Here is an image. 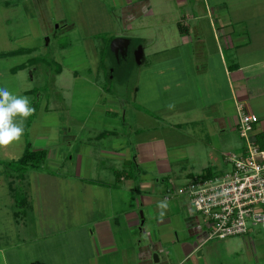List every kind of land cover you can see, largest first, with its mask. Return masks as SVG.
Returning <instances> with one entry per match:
<instances>
[{
	"label": "rangeland",
	"instance_id": "rangeland-1",
	"mask_svg": "<svg viewBox=\"0 0 264 264\" xmlns=\"http://www.w3.org/2000/svg\"><path fill=\"white\" fill-rule=\"evenodd\" d=\"M135 1L139 0H0V87L28 96L35 108L24 122L22 139L0 148V161H18L28 142L34 150L48 151V159L39 169L24 172L0 164V264H83L96 254L90 239L91 216H98L100 204L107 211L111 199L105 191L94 192L76 179L78 144L66 141L67 131L83 143L98 144L90 139L93 129L103 131L104 137L115 132L127 143L134 140L132 111L158 115L157 110L177 97L183 101L175 105L177 109L189 105L186 88L177 90L170 80H178L183 67L190 68V59L181 64L177 59L182 55L176 56L175 51L154 53L171 46L179 31L178 23L209 26L208 11L220 0H187L185 4L179 0H149L155 14L136 18L130 29L124 20V6ZM191 14L205 17L189 19ZM210 35L206 43L211 53L218 55ZM121 36L129 37L133 48H144L145 64L138 65L132 56L117 61L108 44ZM23 48L31 51L1 56ZM20 65L26 66L15 74L13 70ZM164 80L169 85L167 90L161 87ZM116 108L120 109L118 120L113 115ZM123 109L127 110L124 117ZM162 126L165 129L170 125L165 122ZM162 134L167 135L165 131ZM230 134L232 140L225 154L241 153L245 142L239 131ZM236 143L243 148L240 152L235 150ZM202 164L197 170H202ZM231 168L228 164L227 172ZM131 169L137 177V168L133 165ZM172 178L170 189L161 183L155 202L164 201L169 191L174 193L185 184L177 175ZM183 197L176 195L168 201V216L165 209L164 216H160L158 204L152 214L140 211L145 213L146 223L134 227L132 235L137 238L134 245L139 254L154 251L148 264H177V245L189 232L179 202L185 200ZM206 231L209 236L210 228ZM250 238L264 241V230L256 229L245 238H213L200 257L196 255L185 264H264V246L251 252L253 259L248 256L246 241ZM131 250L127 243L123 245L119 264L126 262L122 260ZM155 255L158 263L154 262Z\"/></svg>",
	"mask_w": 264,
	"mask_h": 264
},
{
	"label": "crops",
	"instance_id": "crops-1",
	"mask_svg": "<svg viewBox=\"0 0 264 264\" xmlns=\"http://www.w3.org/2000/svg\"><path fill=\"white\" fill-rule=\"evenodd\" d=\"M179 3L185 4L187 0H179ZM152 7L149 0L135 1L130 5L126 3V18H123L126 26L131 29L130 23L136 18L154 15ZM204 17L189 15V19ZM207 17L209 26L198 23L192 27L178 23L179 31L173 36L171 46L159 48V52L154 53L175 51L178 53L176 56L182 55L177 59L181 64L190 59V68L183 67L178 80H170L177 90L186 88L188 91L190 99L188 97L189 105L186 108L177 109L175 106L169 110L166 106L156 111L158 115L150 111H132L134 140L127 143L115 132L113 136L104 137V132L97 129H93L94 136L90 139L98 144L83 143L78 141L77 136H69L67 131L66 141H76L78 144L76 179L94 192L105 191L111 199L107 211L100 204L98 216L96 213L91 216L90 239L96 254L83 264H119L117 258L123 257L122 247L126 243L132 250L128 257L125 255L128 261L124 258L122 262H126L123 264H148L154 251L139 254L134 245L137 238L132 235L134 227H142L146 223V215L140 211L152 214L155 205L159 204L155 202L157 191L163 185L170 189L173 175L184 179V186L186 181L205 177L208 169L213 176L227 172L225 153L227 144L232 140L229 138L230 132L238 131L239 106L243 105L258 116L259 122L253 136L255 139L258 136L264 138V0H220L213 9H209ZM209 34L213 37L218 55L212 54L206 43ZM123 39L130 40L131 45L129 37L123 36ZM9 40L13 41V37ZM141 48L143 58L140 65L146 62L145 50ZM175 59L170 61L173 65ZM21 70L14 69L13 72L17 74ZM166 82L164 80L161 87L167 90L169 85ZM182 103L177 97L169 104L179 106ZM117 108L113 111L115 119L120 113ZM122 114L126 116L127 110L123 109ZM165 122L170 126L164 129L162 125ZM163 131L167 133L166 137L161 135ZM242 149L236 143L235 150L240 152ZM201 164L202 170H197ZM133 165L139 177L134 176ZM141 166H145V169H141ZM149 180L155 183L151 185ZM10 189L13 190L11 186ZM183 198L185 200L179 202L185 212L189 232L184 242L177 245V264H185L196 255L198 257V252L203 253L204 246L210 240L206 231L209 227L207 222L193 210L188 197ZM165 210L168 216L169 206ZM163 221L162 218L159 224ZM247 240L246 252L253 259L251 252H257L258 246L262 248L264 241ZM153 248L161 249L158 246Z\"/></svg>",
	"mask_w": 264,
	"mask_h": 264
},
{
	"label": "built area",
	"instance_id": "built-area-1",
	"mask_svg": "<svg viewBox=\"0 0 264 264\" xmlns=\"http://www.w3.org/2000/svg\"><path fill=\"white\" fill-rule=\"evenodd\" d=\"M257 115L239 106V135L244 150L226 154L231 170L212 177H198L164 196L188 197L197 213L210 228L209 239L247 237L256 229L264 230V149L253 136ZM254 137V138H253Z\"/></svg>",
	"mask_w": 264,
	"mask_h": 264
},
{
	"label": "clouds",
	"instance_id": "clouds-1",
	"mask_svg": "<svg viewBox=\"0 0 264 264\" xmlns=\"http://www.w3.org/2000/svg\"><path fill=\"white\" fill-rule=\"evenodd\" d=\"M168 109L175 107L174 104H168ZM35 113L28 96L17 95L7 87H0V148H5L13 142L22 139L25 127L24 122ZM161 209L160 215H164V209H167V200L158 204Z\"/></svg>",
	"mask_w": 264,
	"mask_h": 264
},
{
	"label": "trees",
	"instance_id": "trees-1",
	"mask_svg": "<svg viewBox=\"0 0 264 264\" xmlns=\"http://www.w3.org/2000/svg\"><path fill=\"white\" fill-rule=\"evenodd\" d=\"M111 42L112 41L109 42L108 46H110ZM132 44H133V42L131 40V48L133 47ZM108 50L110 51L111 48ZM29 51H31V49L30 50L26 49V51H25V49H19V50L12 51V52L2 53L1 56L6 57V56H13V55H15V56L16 55H22V54H25ZM24 66H26V65H20L17 69H23ZM59 73H61V72H59ZM256 142L261 148L264 149V138L262 136H258L256 138ZM47 159H48V151H46V150H34L31 147L30 143L28 142L22 157L18 161H14V162H2V161H0V164H4V166L6 168H10V167L16 168L17 167L18 169H20L24 172H27L29 170H35V169L41 168L45 164ZM206 173L207 174L205 177H212L213 176V173L210 171V169H208ZM127 177H131V175H127Z\"/></svg>",
	"mask_w": 264,
	"mask_h": 264
},
{
	"label": "water",
	"instance_id": "water-1",
	"mask_svg": "<svg viewBox=\"0 0 264 264\" xmlns=\"http://www.w3.org/2000/svg\"><path fill=\"white\" fill-rule=\"evenodd\" d=\"M130 45V40L128 39H123V38H116L111 42L110 48L112 50V52L116 55V57H119V53L125 55L126 50L128 49ZM143 58V50L141 47L138 48V50L135 52V59L137 64H141V60ZM141 216H143V213H141ZM144 222L142 221L141 224H143ZM202 255V252L199 251L198 252V257H200ZM155 262H159V258L157 255H155Z\"/></svg>",
	"mask_w": 264,
	"mask_h": 264
},
{
	"label": "flooded vegetation",
	"instance_id": "flooded-vegetation-1",
	"mask_svg": "<svg viewBox=\"0 0 264 264\" xmlns=\"http://www.w3.org/2000/svg\"><path fill=\"white\" fill-rule=\"evenodd\" d=\"M121 38H123V36H121ZM115 39H116V38H115ZM136 51H137V49H135V48L133 49V47L131 48V45H130V46L128 47V49L126 50L125 55L119 53V59L116 57V58H117V61L121 63V61H124V60L128 59L130 56H132V57L135 58V52H136ZM113 54H114V53H113ZM114 56H115V54H114ZM121 56L124 57V59L121 58Z\"/></svg>",
	"mask_w": 264,
	"mask_h": 264
}]
</instances>
